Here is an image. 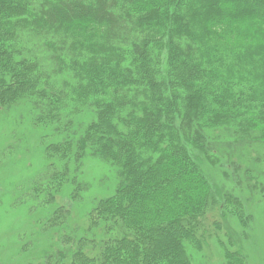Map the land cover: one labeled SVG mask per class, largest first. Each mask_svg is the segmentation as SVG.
Masks as SVG:
<instances>
[{"label":"trees","instance_id":"obj_1","mask_svg":"<svg viewBox=\"0 0 264 264\" xmlns=\"http://www.w3.org/2000/svg\"><path fill=\"white\" fill-rule=\"evenodd\" d=\"M18 106L51 137L30 195L52 230L16 264H196L210 241L250 264L234 188L264 208V0H0V107ZM88 158L109 191L78 218Z\"/></svg>","mask_w":264,"mask_h":264},{"label":"rangeland","instance_id":"obj_2","mask_svg":"<svg viewBox=\"0 0 264 264\" xmlns=\"http://www.w3.org/2000/svg\"><path fill=\"white\" fill-rule=\"evenodd\" d=\"M50 138L44 129L33 123L28 110L19 106L9 109L0 107V264H16L29 260L31 254H35L36 244L43 246L45 239H49L52 229H43L39 224V220L47 216L49 211L37 206L30 190L37 177L46 170L47 160L43 155V148L44 143L50 142ZM82 167L80 179L82 183H86L88 192L83 193L84 198L72 208L80 213L78 218L82 217L86 206L95 196L107 194L109 191L107 177L110 176L107 174V166L96 159L88 158ZM226 170L227 174L232 171L230 168ZM212 177L216 178L215 182L222 189L233 191L235 186L231 179L225 177L222 169L215 170ZM235 177L232 173L233 180ZM237 188V193L245 200L246 209L252 215L248 237L243 241L240 239L239 242L243 244L250 264H264L263 205H259L255 197L245 192L244 188L243 191L240 186L234 189ZM68 190V187L63 190L59 198L65 205L69 204ZM227 223L230 225L229 230L235 235L237 228L229 220ZM20 248L24 252L19 258L17 255ZM195 256L196 264L222 262L218 246L211 241L209 246Z\"/></svg>","mask_w":264,"mask_h":264}]
</instances>
